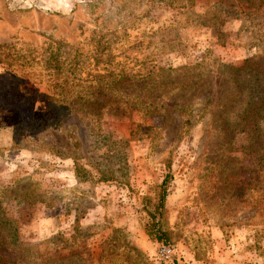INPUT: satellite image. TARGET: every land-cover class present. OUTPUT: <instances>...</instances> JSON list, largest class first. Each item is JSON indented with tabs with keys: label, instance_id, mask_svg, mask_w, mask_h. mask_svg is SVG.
I'll return each instance as SVG.
<instances>
[{
	"label": "rangeland",
	"instance_id": "obj_1",
	"mask_svg": "<svg viewBox=\"0 0 264 264\" xmlns=\"http://www.w3.org/2000/svg\"><path fill=\"white\" fill-rule=\"evenodd\" d=\"M182 3L0 0V219L24 264H155L143 197L167 175L178 264H264V0L219 26Z\"/></svg>",
	"mask_w": 264,
	"mask_h": 264
},
{
	"label": "trees",
	"instance_id": "obj_2",
	"mask_svg": "<svg viewBox=\"0 0 264 264\" xmlns=\"http://www.w3.org/2000/svg\"><path fill=\"white\" fill-rule=\"evenodd\" d=\"M175 1V0H174ZM183 2V7H188V9H192L194 11L195 6L198 3V0H181ZM206 6L212 5V10L205 12L204 14H196L197 16L201 15L202 17L206 16L209 18V23H212L214 26L222 25L225 18L228 17L227 14L235 15L237 17L240 16H249L256 10H259L258 7H255L256 0H207ZM198 18V17H197ZM259 46V45H258ZM261 50V49H259ZM6 58V57H5ZM127 76L123 74L120 77V80L126 79ZM257 104V103H256ZM56 108V106H55ZM180 110H185V106L180 105ZM54 111V110H53ZM259 108L256 109V113L254 115H260ZM191 121L189 119L186 120V123L189 124ZM108 172V173H107ZM100 180H109L110 175L109 171H104L100 173ZM114 174V173H113ZM112 175V177H114ZM168 175L163 179V181L156 186L155 196L145 195L143 200L148 204L149 208H147V213L150 217V226L148 230L150 232H154L159 239L166 241V235H169V231L167 225L169 223L167 219V206H166V196L168 191ZM79 217L76 218V222L79 221ZM79 228V225H76V229ZM165 243V242H161ZM170 244V243H169ZM12 246V247H11ZM21 243L18 240L16 225L13 220L5 217L4 219H0V264H21L28 261L29 253H25L29 251V246ZM14 248V249H13ZM19 248V250L17 249ZM17 249V250H15ZM24 249V251H22ZM15 253V254H14ZM9 255V257H7ZM37 257V256H35ZM31 258V257H30ZM42 260L48 261L46 255L42 256Z\"/></svg>",
	"mask_w": 264,
	"mask_h": 264
},
{
	"label": "built area",
	"instance_id": "obj_3",
	"mask_svg": "<svg viewBox=\"0 0 264 264\" xmlns=\"http://www.w3.org/2000/svg\"><path fill=\"white\" fill-rule=\"evenodd\" d=\"M152 260L155 264H178L176 246L169 243H160Z\"/></svg>",
	"mask_w": 264,
	"mask_h": 264
}]
</instances>
